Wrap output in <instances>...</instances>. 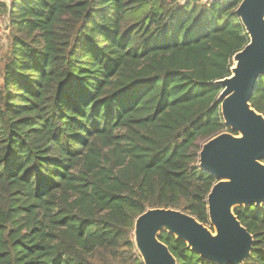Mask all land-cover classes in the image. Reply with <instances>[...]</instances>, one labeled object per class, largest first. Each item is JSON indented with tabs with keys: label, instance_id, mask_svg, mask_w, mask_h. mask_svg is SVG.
<instances>
[{
	"label": "trees",
	"instance_id": "trees-1",
	"mask_svg": "<svg viewBox=\"0 0 264 264\" xmlns=\"http://www.w3.org/2000/svg\"><path fill=\"white\" fill-rule=\"evenodd\" d=\"M240 2L0 0V264H142L133 225L153 208L211 229L198 153L231 132L215 82L248 43ZM250 105L264 117V77ZM234 214L242 264H264V204ZM158 238L177 264H215Z\"/></svg>",
	"mask_w": 264,
	"mask_h": 264
},
{
	"label": "water",
	"instance_id": "water-1",
	"mask_svg": "<svg viewBox=\"0 0 264 264\" xmlns=\"http://www.w3.org/2000/svg\"><path fill=\"white\" fill-rule=\"evenodd\" d=\"M248 43L232 58L230 76L216 81L224 125L198 153L201 170L216 183L207 195L211 229L193 216L170 208L147 209L133 225V242L142 264H177L161 233L172 235L202 260L242 264L253 249V237L234 214L237 207L264 204V117L250 98L264 77V0H241L236 11Z\"/></svg>",
	"mask_w": 264,
	"mask_h": 264
},
{
	"label": "rangeland",
	"instance_id": "rangeland-1",
	"mask_svg": "<svg viewBox=\"0 0 264 264\" xmlns=\"http://www.w3.org/2000/svg\"><path fill=\"white\" fill-rule=\"evenodd\" d=\"M185 1L188 0H179V4L184 3ZM201 1H206V0H201ZM4 2L8 3L9 0H4ZM4 19L2 17H0V57L4 54L7 45H8V40L6 37V33H5V28H4Z\"/></svg>",
	"mask_w": 264,
	"mask_h": 264
},
{
	"label": "built area",
	"instance_id": "built-area-1",
	"mask_svg": "<svg viewBox=\"0 0 264 264\" xmlns=\"http://www.w3.org/2000/svg\"><path fill=\"white\" fill-rule=\"evenodd\" d=\"M206 1H208V0H206Z\"/></svg>",
	"mask_w": 264,
	"mask_h": 264
}]
</instances>
